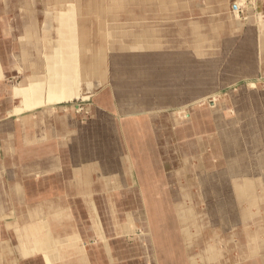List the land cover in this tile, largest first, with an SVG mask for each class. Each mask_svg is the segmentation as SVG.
<instances>
[{"label": "crops", "instance_id": "obj_1", "mask_svg": "<svg viewBox=\"0 0 264 264\" xmlns=\"http://www.w3.org/2000/svg\"><path fill=\"white\" fill-rule=\"evenodd\" d=\"M44 1L46 10L50 9L53 13L50 12L52 13L50 14L52 17L49 16L48 19L49 30L43 37H40L35 30L26 34V41H20L19 37L23 31V23L25 21L23 19L18 22L16 30L14 26L7 24L6 20H1L3 24H0L2 26V30H0V264H29L33 261H37L39 264H56L62 256L59 253L61 250H64L67 256H76L85 252L83 237L88 238V240L90 237V239L95 238L100 242L97 244L100 246L99 253L93 254L89 251V264H123V259L127 255L123 257V253L108 244L104 225L101 221L102 213L99 205L109 202L111 203L110 218L113 221L112 231L114 235H121L126 229L128 230L126 233L135 232L134 226H139L144 222V225H142L143 231L137 237L140 244L135 245L137 248L134 249L133 247L132 250V252L137 250L138 254L140 251H143L142 264H199V261H195V257L194 259L189 257L186 259L182 254L181 250H183L184 244H190L189 241H184V238H188L189 232H183L184 238L182 239V243L175 237L177 226L169 218L175 206L172 200H169L165 196L166 194L163 190L161 194H158L161 195L159 202H155L156 196L154 199L150 193H145L138 199L133 200L132 198L131 202L138 204L133 203V207L130 208V216L125 215L123 211L122 219L119 217L120 215H117V209L114 208L116 207L114 202L118 203L123 200L122 198H119L120 200L114 199L113 190H117L127 183L126 177L125 181L118 180V178L116 180L110 178L114 176V172L119 170V172L127 174L130 171L132 173L136 172L138 177L142 175L141 191L143 192V187L145 191H150L151 177L149 178L148 174L151 171H155V167L161 164L162 161L160 155H158L159 145H157V140L154 137L155 134L152 135L149 131L144 130L146 124L148 125L150 121L147 119L145 112H136L135 110L136 105H140L135 99L136 88L133 86L131 92L132 102L130 106L132 107H129L124 112V116L118 115H121L122 112L117 113L113 110V105H111V101L106 95L99 96L97 100L93 99L90 103L85 104L84 106L88 107L91 111L99 106L102 112L105 111L108 115L111 114L109 110L112 107L110 111L114 113V117L109 119L102 115L98 116V119L95 120L92 126L87 127L89 128L87 133L83 132L81 123H88L93 117L90 114L88 116L87 114H71L70 116L68 114L70 113L69 110L64 111L62 108L63 104H68L67 102H70L75 97L85 96L93 92L97 94L102 88L104 90L108 86L107 83L101 85L96 77L98 73L91 70V72H78V74L82 73L88 76V78L81 81L80 79L77 80L78 84L75 85L72 92L71 87L63 88L64 92L60 88V83L62 82L61 75L63 76L64 74V66H60V59H63L62 55L67 59V56L71 53L70 44L72 37H74L73 40L76 44L80 46L104 50L106 57L109 59L110 55L117 56L122 52L120 50V42L122 44L129 41L137 42V38L144 31L139 33L130 31V35H128L129 31L125 34L124 32H120L124 24L119 25L117 21L120 23L126 19L108 18L104 14L105 2L97 3V7L92 5L94 8L90 9V13L80 14V11L71 13V6L74 4V2L71 3V0ZM245 1L247 2V9L244 12L246 16L242 20V23H244L242 25L243 29L239 35L234 34L235 29L231 32L228 31L227 38L229 39H239L245 28L256 22L257 19H254V15L261 14L264 18V0ZM238 2L239 0L232 3L239 5ZM232 3L228 5L227 19L229 22L235 24L240 15L234 13L238 10L234 5V9H231L230 5ZM85 5L87 10V2ZM106 5L108 6V4ZM236 13L238 12L236 11ZM246 21L249 23H246ZM82 23H88L89 25H85L82 28ZM132 23L134 24V21ZM31 25L35 29L37 27V20H33ZM258 25L260 24L258 23ZM112 26H116L115 34L111 30ZM235 26H238V24L234 25V28ZM63 27L64 29H61ZM73 28H75V32L74 36L71 37V29L73 30ZM60 30H64L62 31L63 35ZM49 33L50 35H48ZM53 33H55L54 37L51 36ZM148 33L151 35L152 31L150 30ZM257 34L258 60L254 67L256 68V74L259 75V90L261 94L259 98L260 102L254 104L260 108V114L254 115L253 118L260 121L261 126L259 130L263 132L264 33L260 29ZM160 35L165 37L170 36V33L160 32ZM179 35L182 34L179 33ZM113 37L117 41L112 42L111 38ZM28 40L30 43H28ZM165 42L169 41L166 40ZM140 43L138 42V46L136 45V47L138 50H140L139 48L143 50L142 48H145V46L144 44L140 45ZM109 44L113 45L109 48ZM44 48L46 49L45 51H43ZM163 49H165L164 51L167 50V53H173L177 56L179 53L184 52L180 47L174 50L166 47H157L154 48V52L157 50L161 51L160 53H165ZM249 52L247 49L242 55L239 54V60H245L246 62L252 60L253 55L249 54ZM165 56L167 55L165 54ZM53 64H56L55 67ZM235 65L236 63H232L231 67L234 68ZM204 66L205 64L201 63L198 65L197 62L194 68L197 71ZM57 67L61 68L58 69ZM155 68L159 67L155 66ZM245 68L243 70L236 69L238 71H233L232 76L249 75L251 71L248 70V67ZM92 75L93 77H91ZM167 75L170 76L171 74ZM167 75L163 76L162 79L165 78L163 83H160V81L159 84L152 85L151 82L138 77V79H134L133 84L138 86L137 90L139 91H149L159 88V86H164V88L170 90L168 87L172 81L170 78H167ZM37 77L40 79L38 80ZM166 80H169V83H166ZM51 82L54 84L53 86L49 84ZM204 83L201 82L200 84L203 85ZM248 84L254 86V83L251 81H248ZM33 90L35 93L32 92ZM74 92L77 93V96H74ZM255 99L256 96L254 94L251 95L250 102L253 103ZM184 100L186 101L187 99ZM233 102L235 104L237 101L233 99ZM165 105V108H169L166 103ZM164 107L161 105L158 108L163 109ZM211 109L212 111L216 109L214 101L211 103ZM47 110L52 112L46 113ZM66 112L68 113L64 115ZM163 113L156 115L162 121L170 123L168 116ZM141 126L142 129H139ZM152 132L154 133V131ZM246 133L248 134L249 132L246 131ZM84 134H87L88 140L82 144ZM179 135V139L184 136L183 132ZM262 136L264 137V135H261V138H263ZM234 144L235 149L238 150L240 146L239 142L236 144L234 141ZM244 146H248L247 151H249L252 145L246 141ZM255 151H258V149H255ZM152 154L157 155V159L153 160ZM260 155H263L260 160L262 162L264 160V148L260 152ZM78 162H86L83 172L79 171L78 167L75 166ZM252 166L251 162L249 164L247 162L242 164V168L246 171H251ZM256 171L262 177L259 184L263 185L264 167L256 168ZM105 174H109L107 180L104 179L106 177ZM244 175L246 177L247 174ZM87 176L89 183H85L84 181ZM251 179L252 177L248 176L241 184L244 187L242 190L244 193L242 201L246 204L251 201L246 195L249 191ZM211 181H213V178ZM239 184L235 180L229 183V185L221 186L220 189H214V198L216 206H218L220 218L224 219L228 224L234 222L235 219L234 210H232L231 205L232 202L229 200L230 193L228 186L235 187ZM16 186L21 188L18 193L14 189ZM120 195L123 196L122 192ZM261 196L264 201V191ZM80 207L84 209L83 212L78 209ZM50 208L52 216L45 215L43 211ZM63 208L68 209L71 213V220L70 222L65 221V219L60 221L54 227V233L60 237H54L49 230V219L58 221L65 214ZM75 208L78 210V217L75 213ZM260 213H262L260 216L262 219L264 211ZM65 217H70V215H65ZM254 217L255 215L249 221L255 220ZM79 218H83L82 220L86 218V225L80 227V223L78 224L77 221ZM22 219H26L24 220L25 222L28 219V226L24 227L25 243L23 241L21 243L18 242L16 238V231L21 228ZM248 222L245 224L247 225ZM68 225L71 228H67ZM239 226L230 229L228 231L231 232L229 236H233L234 238L236 234L235 229ZM70 230L71 232H69ZM7 233L10 236L9 240ZM261 238L263 240L261 251H264V234ZM211 239L215 240V238ZM233 249H235L234 246ZM203 250L205 252L202 255H198L202 264H212L216 261L212 245L205 247ZM13 251L17 253V258L14 261L8 258L9 253ZM239 254L240 257L243 255L244 258L246 257L241 248ZM259 255L260 258H253L255 260L251 261V264H264V252H260ZM70 258L63 264H74ZM205 259L209 261L205 262Z\"/></svg>", "mask_w": 264, "mask_h": 264}, {"label": "rangeland", "instance_id": "obj_2", "mask_svg": "<svg viewBox=\"0 0 264 264\" xmlns=\"http://www.w3.org/2000/svg\"><path fill=\"white\" fill-rule=\"evenodd\" d=\"M169 1L170 3L167 9L172 10L169 11L171 15L169 14L167 17L159 16V11H156L155 17L152 16L149 20L139 21L144 26L140 28H131V20L121 21L120 23L117 21L119 25L124 24V28L121 29L120 32H126L128 30V35L131 34L130 31L139 33L141 31L150 32V30L153 33H170V36L162 37V42L159 44L151 43L150 45H158L159 48L166 47L173 50L180 47L181 50L186 51L188 54L196 56L198 62L205 64V66L197 71L196 68L185 70V72L180 75V78L179 76H167V78H170L172 81L168 88L173 90V94H175L173 95L174 100L177 99V103L172 102V105L179 106H171L168 112L163 113L168 116L170 123L162 121L158 115H151L149 116L150 122L148 126L146 125L144 128L145 131H149L152 135L155 134L154 137L157 140V145H159L158 155L161 157V164L155 167V171H151V173L148 174L149 178L151 177L150 191H145L144 187L143 192L141 191L142 175L138 177L136 172L132 173L130 171L127 174H123V172L121 173L119 170L114 172V176L110 178L114 180L118 178V180L122 181H125V177L127 179V183L124 186L117 190H113L114 199L122 198L123 200L118 203L114 202L116 206L114 208L117 209V215H120L119 217L122 219L123 211L125 215L130 216L131 214L130 208L133 207V203H135L131 202L132 198L133 200L138 199L145 193H150L154 199L156 196L155 202H159L161 195L158 194H161L163 190L166 194L165 196H167L169 200H172L175 206V209L173 208V213L169 215L174 225L177 226V229H175L177 230L175 237L182 243V239L184 238L183 232H189L187 235L188 238H184V241H189L190 244L187 245V243H185L183 250H181L186 259L188 257L194 259L195 257V261H199V264H202L198 255H202L205 252V250H203L205 247L212 245L216 259L212 264H251V261L255 260H253V258H260L259 253L264 252L261 251L263 247L261 236L264 234V216L262 219L260 218L262 215L260 212L264 211V201L261 198V194L264 191V184H259L262 177L256 174L258 171L255 172L256 168L264 167V160L260 162L263 156L260 155V152L263 151L264 148V137L262 136L263 138H261V135H264V131L262 132L259 130L261 126L260 121L253 118L254 115L260 114V108L254 105L260 102L259 98L261 94L259 90V75L256 74L254 65L258 60L257 33L260 29L264 33V18L261 14L254 15V19H257L256 22L252 25H248L241 33L239 39H229L227 38L229 34L228 31L231 32L235 29L234 34L239 35L243 29L242 25L244 23H242V20L246 16L244 12L247 9V2L245 0H239L238 2L237 14H239L240 17L237 15L239 18H237L235 24L228 21L227 8L230 3L238 0H168V2ZM73 2L75 1L71 0V3ZM119 2L121 7L123 3L126 7L123 6V11L120 9L116 11L117 13L114 14L116 18L120 17L119 19H122L125 17H132L131 14L127 13V10L131 7L136 15H141L144 18L148 15V13L138 10L139 5H135L138 0H118V3ZM153 3L158 4L159 0H153ZM133 4L134 6H132ZM45 5L44 0H0V24H3L1 20H6L5 22L14 26L16 30L18 22L23 19L25 21L23 23V31L19 37L20 41H26V34L35 30L40 37H43L49 30L48 19L50 14H52L50 13L52 12L50 9L46 10ZM47 7L50 8L48 5ZM106 12L108 14L111 13L110 8H106ZM163 17L168 20L161 19ZM35 19L37 20V27L34 29L31 23ZM246 23L249 22L246 21ZM258 23L260 25H258ZM236 24H238V26L234 28ZM0 30H2V26H0ZM111 30L115 34L116 26H112ZM179 33L182 35H179ZM54 36L55 33L52 34V37ZM142 40L147 42L146 37H143ZM166 40L169 42H165ZM111 41L114 42L117 41V39L115 40V37H113ZM28 43H30V41ZM46 49L44 48L43 51ZM247 49L250 51L249 54L251 53L253 55L252 60L248 62L239 60V54L242 55ZM160 58L159 56L155 60V63H160ZM232 63H236L234 68L231 67ZM155 66L158 67L159 64H155ZM245 67H248V70L251 71L249 75L232 76L233 71L236 69H246ZM162 78L163 76H156L154 79H156L157 84H159L160 81V83L164 82ZM199 78L203 80L202 82H205L203 85H198L199 83L196 82L199 81ZM133 79H138L137 75H132V84H129V86H131V92L134 86L138 94V86L133 84ZM152 80L151 84L154 85ZM248 81L253 82L254 86H250ZM186 82L189 87H186ZM179 83L185 84L181 86ZM106 87L107 88L104 90L102 89L97 94H94V92L88 93L85 96L82 95L83 97L71 99L66 105L63 104V110H69L70 112H66L64 115L68 113L70 116L71 114H87L88 116L90 114L91 117H93L90 122L81 123V128H83L84 133H87L89 130L87 127L92 126L95 120L98 119V116L102 115L108 119L114 117V113L110 111L112 107H110L109 110L111 114L108 115L105 111H103V113L99 106L92 111L84 106L93 99L97 100L99 96H105L104 93L109 91V86ZM182 87L185 88L183 92L178 90ZM253 94L256 96V99L252 103L250 102V97ZM182 95H186L187 98L184 103H182V101L179 102V99L183 97ZM196 97L197 100L195 102L194 99H196ZM206 97H208L207 101L204 100ZM109 99L111 101V98ZM233 99L237 101L235 104ZM212 101L216 104V109L213 111L211 109ZM144 110V108L141 109V111ZM51 112L50 110L46 111V113ZM146 117L148 119V115ZM139 129H142V126ZM152 131H154V133ZM246 131L249 133L247 134ZM182 132L184 136L179 139V134ZM87 140V134H84L81 143L84 144ZM234 141L236 144L239 142L240 146L238 150L235 149ZM246 141L252 145L249 151H247L248 146H244ZM255 149H258V151H255ZM85 152L87 151L85 150ZM156 156L152 154L151 157L155 160L157 159ZM244 162H247V164L250 162L252 163L253 166L251 167V171H246L242 168ZM75 166L78 167L79 171L83 172L86 162H78ZM244 174H247L246 177H244ZM108 175L109 174H105L106 177L104 179L107 180ZM232 175L233 177H231ZM248 176H251L252 179L249 184V191L246 193L251 200L247 205L242 201L244 196L242 190L244 187L241 184ZM212 178L213 181H211ZM235 180L240 184L235 187L228 186L230 193L229 200L232 202L231 205L232 210H234L235 219L234 222L228 224L224 219L220 218L218 206H216L214 198V189H220L221 186L229 185V183ZM84 181L85 183H89L88 176L87 178L85 177ZM14 189L18 193L21 188L16 186ZM121 192L123 196L120 195ZM110 204L109 202L99 205L102 213L101 221L104 225L108 244L111 245L112 248L123 253V257L127 255L126 258L123 259V264H142L143 251H140L138 254L137 250L133 252L132 250L133 247L134 249L137 248L135 245L138 243L140 244L137 237L143 231L142 225H144V222L139 226H134L133 229L135 232L126 233L128 231L126 229L123 234L114 235L112 231L113 221L110 218ZM78 209H80L81 212L84 210L81 207ZM50 210L51 208L42 211L45 215L52 216ZM63 210L65 214L58 221L49 219V230L54 237H60L54 233V227L64 219L68 222L71 220V213L68 209L63 208ZM75 213L78 217L79 213L76 208ZM65 215H70V217H65ZM254 215L255 220L249 221ZM82 219H77L78 224L80 223V227L86 225L87 222L86 218H84V220ZM24 220L26 219H22L21 221V228L16 231V238L20 243L22 241L25 243L24 227H26V225L28 226V219L26 222ZM248 221L250 224H248ZM246 222H248L247 225L245 224ZM238 225L240 226L236 228L237 230L235 229V237L229 236L231 232L228 231ZM67 228H71V226L68 225ZM69 232H71V230ZM90 238L88 240V238L83 237L85 252L76 256H67L65 255V251L61 250L59 253L62 256L56 264H63L65 261L69 260L68 258L70 257V260L73 261L74 264H89V251L95 254L96 252L99 253L100 250V246L97 245L100 242L95 238ZM210 238H215V240H210ZM9 239L10 236L8 234V240ZM233 246L235 249H233ZM240 248L247 258H244L243 254V258L240 257ZM16 255L17 253L13 251L9 253L8 258L14 261L17 258ZM207 261L209 260L205 259V262ZM29 264H39V262L33 261Z\"/></svg>", "mask_w": 264, "mask_h": 264}, {"label": "bare ground", "instance_id": "obj_3", "mask_svg": "<svg viewBox=\"0 0 264 264\" xmlns=\"http://www.w3.org/2000/svg\"><path fill=\"white\" fill-rule=\"evenodd\" d=\"M74 1H75L74 4L71 6V10H72L71 13L72 12L73 13L74 12H79V11H80V14L90 13V9L94 8V7H92V5L97 7V3H102V2H105L104 14H106L108 18H111V17L112 18L113 17L116 18V16L114 15L115 13H117L116 11L119 10V9L122 10V11L124 10L123 9L124 3L122 4V7H121L120 2L118 3V0H103V1H101V0H74ZM86 2H87V5H88V8H89V9L87 8V10H86V5H85ZM169 3H170V1L168 2V0H159L158 4L153 3V0H138V2L135 3V5H137V6L139 5L138 6V10H140L141 12L148 13V15H147L148 17L146 16L144 18L141 15H136L135 11L131 7L130 9L127 10V13L131 14L132 17H130V18H126L125 17L124 19L131 20V28H133V27H138V28L143 27V24H141V22H139V21L149 20V19L152 18V16L155 17L156 11H159L158 12L159 16L167 17L170 14L169 11L171 10V9H167V6H168ZM106 4H108V6ZM233 5L236 8H238V6H239L237 3H232L230 5L232 10L234 9ZM106 6H107V8H110L111 13L108 14L106 12ZM132 6H134V4ZM124 7H126V6H124ZM101 11H103V10H101ZM236 11L234 12L235 14H237ZM50 17H52V16H50ZM53 18H55V17H53ZM161 19L165 20L167 18L163 17ZM65 20H63V21H65ZM133 21H134V24L132 23ZM76 24H77V22H76ZM85 25H89V24L88 23H82L81 27L83 28ZM61 29H64V27L61 28ZM62 31H64V30H62ZM62 31L60 30V32H62ZM74 32H75V28H73V30L71 29V37L74 36ZM126 32H124V34ZM62 35H63V32H62ZM51 36H52V34H51ZM143 37H146L147 42L149 44L147 42H144V40H142ZM64 38H66V37L64 36ZM73 38L74 37L71 38V44H70V52L71 53L69 54V56H67V59L64 58L65 57L64 55H62L63 59H60L61 60L60 61L61 62L60 66L61 67L64 66L63 67L64 68L63 69L64 70V74H63V76L61 75L62 82L60 83V88H62V90H63V88L66 89V88H70L71 87V92H72V89L75 87L76 84H78L77 80L80 79V81H81V80H85L86 78H88V76L83 75L82 73L78 74V72H80V71L81 72L82 71H87V72L90 71L91 72V70L94 71V72H97L98 75H96V77L98 78V82L101 85H103V83H107L108 84V86H109V88H108L109 91H107L108 94L104 93V95H107L109 98H111V102H112V105H113V110H115V112H117V113L122 112L123 115L122 114L121 115L118 114L119 116H124V114H125L124 112L127 111L129 109V107H132V106H130L131 102H132L131 101L132 99H131V86H129V84H132L131 81H132V75L133 74L137 75V78L138 77H140V78L142 77V78L145 79V81H148V82H151V80L153 79L152 83L153 84H157V80L154 79L156 76H166L167 74H171L172 76H179V78H180V75L183 74L185 72V70H188L190 68H194L197 65V62H198L197 59H195L196 56H193V54L190 55L188 53L185 54V51L183 53H179L178 56L173 54V53H170V54L167 53L168 51L167 50L164 51L165 49H163V51L165 53L156 52L157 50L154 52V48H157L158 45L152 46L150 44L151 43L152 44L153 43L159 44L160 42H162L161 41L162 36L160 35L159 32L158 33H153L152 32L151 35H149V33L147 34V32L144 31V33L142 32V34H140V37L137 38L138 39L137 42L136 41H129V42H126L125 44H122V42H120V46H121L120 50L122 52L119 55H117V56H111L110 55L109 59L106 57V55H105L106 52L104 50H100V49L95 50L94 48L89 49L88 46L87 47L80 46L79 44H76V42L73 40ZM45 40H47V39H45ZM126 41H128V40H126ZM138 42H141L140 45L144 44L145 48H142L143 50H141V48H139L140 50H138V48L136 47V45L138 46ZM111 45H113V44H109V48H110ZM48 47H49V45H48ZM95 51H97V52H95ZM165 54L167 56H165ZM159 56L161 57L160 58L161 62L160 63H155V60ZM155 64H159V66H158L159 68H155ZM200 64H201V62L200 63L198 62V65H200ZM55 65H54V67H55ZM51 66H52V64H51ZM61 67H57V68L60 69ZM46 68H47V66H46ZM56 73H58V72H56ZM197 75H199V74H197ZM91 77H93V75ZM37 78H38V80L40 79L39 77H37ZM52 78H54V77H52ZM59 81H60V79H59ZM133 81H134V79H133ZM184 81H186V80H184ZM202 81L203 80H200V78H199V81H196V82L199 83L198 85H201L200 83ZM187 82H189V81H187ZM187 82H186V87H189L187 85ZM51 83H49V84L51 86H53L54 84L53 83L51 84ZM166 83H169V80L168 81L166 80ZM179 84H181V86H182L185 83H179ZM151 88H152V86H151ZM184 89L185 88L182 87V88H180L178 90L183 92ZM32 92L35 93L34 90ZM63 92H64V90H63ZM63 92H62V94H64ZM136 94L137 93H135L136 102H139L140 105L139 106L136 105L135 110H136V112L137 111L139 112V111H141L142 108H144L145 110L141 111V112H145L146 116L148 115V120L149 121H150V117L149 116L156 115V114L163 113V112H168L170 110L169 108H167V107L165 108L164 107V106H166L165 103L168 105V107H171L173 103H177L176 102L177 99L174 100V98H173V95H175V94H173V91H170V90L164 88V86H159V88L152 89V90H149V91L148 90L139 91L138 94L137 95ZM74 96H77V93L74 92ZM184 99H187L186 95L181 97L179 99V102L182 101V103H184V101H185ZM63 100H65V99H63ZM194 100L196 101L197 97ZM205 100L207 101L208 97H206ZM192 101H193V99H192ZM46 102H49V101H46ZM161 105H163V107H164L163 109L158 108ZM256 174L259 175V172H257ZM163 207H164V205H163Z\"/></svg>", "mask_w": 264, "mask_h": 264}]
</instances>
